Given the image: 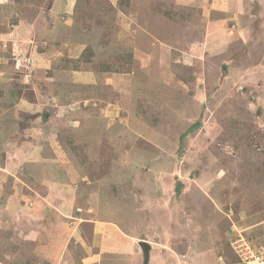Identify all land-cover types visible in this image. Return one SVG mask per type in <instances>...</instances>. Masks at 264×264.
Returning <instances> with one entry per match:
<instances>
[{"label": "rangeland", "instance_id": "rangeland-1", "mask_svg": "<svg viewBox=\"0 0 264 264\" xmlns=\"http://www.w3.org/2000/svg\"><path fill=\"white\" fill-rule=\"evenodd\" d=\"M128 1L0 0V264L264 248V0Z\"/></svg>", "mask_w": 264, "mask_h": 264}, {"label": "crops", "instance_id": "crops-1", "mask_svg": "<svg viewBox=\"0 0 264 264\" xmlns=\"http://www.w3.org/2000/svg\"><path fill=\"white\" fill-rule=\"evenodd\" d=\"M254 27L256 28V25L257 23L254 22L253 23ZM253 28V26H252ZM255 28L253 30H255ZM252 37V36H251ZM250 40V38H249ZM45 59V57H44ZM44 59H43V63L40 65V68H42L41 66H47V68H50V64H55L54 60H50L49 63H46L44 62ZM40 68H37V69H40ZM1 158H4V155L2 153V156ZM2 163H0L1 165ZM16 176H14L15 178ZM1 179H3V177L0 176ZM3 181V180H2ZM42 185V187L46 186L48 183L47 181L44 179L43 181L40 182ZM45 190L47 191L46 192V197H49L50 199L51 198H54L52 196V194H55V191L52 190V191H49V189H47L45 187ZM50 192V193H49ZM56 197V196H55ZM120 216V215H119ZM92 223L94 224V228H96V230L99 232V233H104V229H107L109 225H107V222H102L97 219H92ZM123 233L121 232H117V234L113 237H111L110 239H108V243H106L104 247V250L102 249H99V251L101 250L105 256H107L108 253H126V252H130L131 256L134 257L135 255H138L140 257V261L142 262V255L144 256L143 252L141 249H139L140 247V243H141V240L140 241H135L133 239V236L130 235V234H127L126 232H124V230H121ZM161 246L164 247L163 249H161ZM157 248H159L158 250H156ZM167 246L166 245H158V246H155L154 249L152 248V250H156V253H157V256H158V259H160V261H164L165 260V254H168V251H165V249L167 250ZM150 258H152V255H151V252H150ZM144 260H145V256H144ZM139 262V260H136ZM156 264H160L159 262L156 263Z\"/></svg>", "mask_w": 264, "mask_h": 264}, {"label": "built area", "instance_id": "built-area-1", "mask_svg": "<svg viewBox=\"0 0 264 264\" xmlns=\"http://www.w3.org/2000/svg\"><path fill=\"white\" fill-rule=\"evenodd\" d=\"M240 237L232 241V246L241 262L243 264H264V248L257 250L242 235Z\"/></svg>", "mask_w": 264, "mask_h": 264}, {"label": "trees", "instance_id": "trees-1", "mask_svg": "<svg viewBox=\"0 0 264 264\" xmlns=\"http://www.w3.org/2000/svg\"><path fill=\"white\" fill-rule=\"evenodd\" d=\"M124 1H127V2H129L128 0H121V2L124 4ZM166 14L168 15V16H170L171 17V19H176L175 18V14H174V11L172 12V13H170V11H168V12H166ZM121 57V59H123L122 58V56H120ZM75 67H78L77 65H74ZM0 90H1V87H0ZM1 95H2V92L0 91V97H1ZM38 170H40V168H38ZM43 185V184H42ZM48 185V184H47ZM47 185L46 186H44V187H42L43 188V190L45 191V195H46V190H45V187L48 189V187H47ZM17 186L18 185H16L15 183H13L12 185H9V183L8 182H6V184H5V188H8V187H14V188H17ZM108 255V258H109V260L111 261V262H113L114 264H118V258L119 257H121L122 258V260H123V258L124 257H126V256H131V254H130V252H124V253H108L107 254ZM145 260H146V258H145ZM27 263H29V261L27 260V262H26V264ZM121 264H123V263H121ZM132 264H135V263H132Z\"/></svg>", "mask_w": 264, "mask_h": 264}, {"label": "clouds", "instance_id": "clouds-1", "mask_svg": "<svg viewBox=\"0 0 264 264\" xmlns=\"http://www.w3.org/2000/svg\"><path fill=\"white\" fill-rule=\"evenodd\" d=\"M141 242H147V243H149L150 246H151V249L149 250L148 255L145 254V252H144V250L142 249L141 245L139 246V247H140L139 249L142 250V252H143V254H144V256H145V258H146V260H147V258H150V252L152 251V248L154 249V245L151 244L149 241H147V240H145V239H142ZM231 246H232V242H231ZM232 250L235 252L233 246H232ZM235 253H236V252H235ZM236 255H237V253H236ZM237 257H238V255H237ZM238 260H239V262H240L241 264H243V263L241 262V260H240L239 257H238ZM175 262H176V261H175ZM135 264H137V261L135 262ZM143 264H145V263L143 262Z\"/></svg>", "mask_w": 264, "mask_h": 264}, {"label": "water", "instance_id": "water-1", "mask_svg": "<svg viewBox=\"0 0 264 264\" xmlns=\"http://www.w3.org/2000/svg\"><path fill=\"white\" fill-rule=\"evenodd\" d=\"M140 245H141L142 249L144 250L145 254L148 255L149 250L151 249L150 244L147 242H141Z\"/></svg>", "mask_w": 264, "mask_h": 264}]
</instances>
